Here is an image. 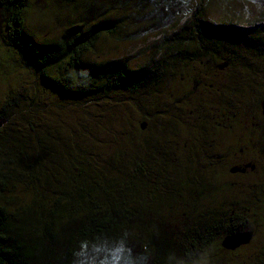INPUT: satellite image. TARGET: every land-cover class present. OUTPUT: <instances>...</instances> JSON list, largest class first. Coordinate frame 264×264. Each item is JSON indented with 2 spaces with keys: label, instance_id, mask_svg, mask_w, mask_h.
Instances as JSON below:
<instances>
[{
  "label": "rangeland",
  "instance_id": "obj_1",
  "mask_svg": "<svg viewBox=\"0 0 264 264\" xmlns=\"http://www.w3.org/2000/svg\"><path fill=\"white\" fill-rule=\"evenodd\" d=\"M27 5L26 31L40 44H55L74 28L102 27L84 63L122 68L130 82L86 98L63 95L0 33V111L10 117L0 127V205L37 221L74 196L110 194L131 217L136 256L163 230L169 264H264V129L245 124L261 120L264 48L256 45L264 36L253 41L239 31L264 29V0ZM224 27L233 31L223 35ZM225 62L231 67L216 73ZM223 115L230 121L218 128L215 118ZM246 147L256 150L257 170L233 177V158L217 157ZM224 187L222 214L212 210L210 193ZM231 213L233 225L255 234L234 252L222 248L226 236L204 230L210 216Z\"/></svg>",
  "mask_w": 264,
  "mask_h": 264
},
{
  "label": "trees",
  "instance_id": "obj_2",
  "mask_svg": "<svg viewBox=\"0 0 264 264\" xmlns=\"http://www.w3.org/2000/svg\"><path fill=\"white\" fill-rule=\"evenodd\" d=\"M27 7V0H0V33L6 36L9 47L37 68L48 86L75 98L128 87L130 80L122 68L94 69L83 61L99 40L102 27H91L87 32L74 28L55 44H40L26 31ZM8 117L9 109L0 111V127ZM109 195L83 201L74 196L65 202L66 207H58L55 216L37 221L18 218L0 205V264H169L167 232L156 234V226L148 223V228L155 230L151 242L142 246L141 254L134 255L137 247L131 240L137 236L131 217ZM216 218H208L205 232L215 230L224 236L243 232L232 224L236 219L233 213ZM213 220L228 223L215 224Z\"/></svg>",
  "mask_w": 264,
  "mask_h": 264
},
{
  "label": "flooded vegetation",
  "instance_id": "obj_3",
  "mask_svg": "<svg viewBox=\"0 0 264 264\" xmlns=\"http://www.w3.org/2000/svg\"><path fill=\"white\" fill-rule=\"evenodd\" d=\"M223 29V28H222ZM228 29V28H227ZM225 27L223 30H219L220 32L223 33V35L225 34L226 30H227ZM216 31L215 30V26H212V31ZM229 33L230 34L233 29H228ZM235 30V29H234ZM240 32H242L243 36H245L246 38H250V37H253V41H255L256 37L260 38L262 36H264L262 34V32H264V29H261V28H248V27H241V30H239ZM256 43V42H255ZM258 48H264V41H259V44L256 45ZM224 64H227V66L224 68V69H219L220 66L224 65ZM248 65H243L242 67L244 69H246ZM231 67V64L229 62H225L223 64H220V65H216L215 66V71L216 73H220V72H223V71H226L228 70L229 68ZM246 70H249V71H252L254 70V67H251L249 69H246ZM256 77L254 78V80L256 81ZM264 103V100L261 101L260 103V121L257 122L256 121V117H253L251 119V122L249 120H246L245 124H246V128H250V129H253L254 131H257V130H262L264 129L263 128V124L264 123V114H263V109H262V104ZM226 115H223V116H218L217 118H215V120H218L216 121V124H217V127L218 128H222L224 127V123L225 121H230V118H226ZM264 147V144L262 145V148ZM233 151V153H231L232 151H229L226 153V154H223V156H221L219 154V157H217V159L219 160H222L224 162H228L229 164H231V161L230 159L233 158V161H234V165H233V168L230 169L229 173H231V176L233 177H236V176H248V175H252L255 173V171L257 170V166H256V163H255V149L254 150H251L250 151V148L249 147H246V149H240L239 152L237 151V149H231ZM261 152V151H260ZM264 154V149H263V152ZM254 155V158L253 156ZM234 170H237L234 172ZM211 197L210 199L212 200V203H211V206H212V210H215V207L218 208L220 211L219 212H222L223 213H226L227 212V209L226 207H224V204L226 202V189L225 187L224 188H217L215 190H212L211 193H210ZM214 197V198H213ZM217 198V199H216ZM234 214V213H233ZM224 216H226L224 214ZM215 223V222H213ZM217 224H227L228 222H216ZM215 223V224H216ZM243 248V247H242Z\"/></svg>",
  "mask_w": 264,
  "mask_h": 264
},
{
  "label": "water",
  "instance_id": "obj_4",
  "mask_svg": "<svg viewBox=\"0 0 264 264\" xmlns=\"http://www.w3.org/2000/svg\"><path fill=\"white\" fill-rule=\"evenodd\" d=\"M227 66V64H224L219 67V69H224ZM263 114H264V103L262 104ZM147 127L146 123H143L141 125V129L145 130ZM237 170H234V172ZM255 238V234L252 231H243V232H237L231 235H228L224 238L222 241V248L226 251H236L242 247H246L252 243V241Z\"/></svg>",
  "mask_w": 264,
  "mask_h": 264
}]
</instances>
